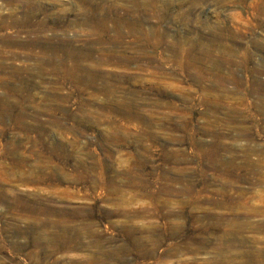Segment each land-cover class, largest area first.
Here are the masks:
<instances>
[{"label":"rangeland","instance_id":"rangeland-1","mask_svg":"<svg viewBox=\"0 0 264 264\" xmlns=\"http://www.w3.org/2000/svg\"><path fill=\"white\" fill-rule=\"evenodd\" d=\"M189 1L158 3L160 20H143L170 35L129 71L146 85L115 79L123 47L141 55L130 38L69 41L92 51L81 57L102 75L92 83L84 72L75 75L84 80L66 75L60 41L45 40L44 55L3 46L11 52L0 95L12 106L0 115V264H264V48L254 47L264 45V27L239 35L252 23L230 0ZM171 39L210 55L203 65ZM18 169L36 178L20 181ZM139 208L143 216L124 214ZM69 212L67 224L86 219L97 245L89 234L73 249L31 242L62 230L34 219L61 222ZM123 223L141 232L131 238ZM135 240L152 254L141 255Z\"/></svg>","mask_w":264,"mask_h":264},{"label":"bare ground","instance_id":"bare-ground-1","mask_svg":"<svg viewBox=\"0 0 264 264\" xmlns=\"http://www.w3.org/2000/svg\"><path fill=\"white\" fill-rule=\"evenodd\" d=\"M196 1L199 0L189 1L188 3L190 5L193 4L194 7ZM229 2L233 7L239 8L241 11L247 13L250 23H252L249 24L251 28H246L244 31H241L239 35H244V33L252 34V27L255 26L264 27V0H230ZM158 3L168 5L171 3V0H0V72L4 70V55L11 52V50L5 49L3 46L27 47L32 51V55H44L45 48L48 47L44 41L57 40L61 42L60 46L65 48L66 58L63 69H65L66 75L71 77L74 74L73 77H75V79L84 80V78L78 77L79 75L75 76L78 72H84L87 75L85 81L92 83L98 78H102V75L99 72H94L93 64L95 62H93V60L88 62L85 61L84 63H82L81 60L82 55L88 56L92 51L84 52L71 49L69 48V41L81 38L87 39L86 37H89L88 39L95 40L107 39L106 41L114 46V43L119 44L123 39L130 38L137 43L136 47L139 49L138 53L141 52V55H134V52L131 53L130 50H135L133 46L123 47L127 54L117 56L115 60L112 61V64L124 70L121 74L116 75L115 79L118 82L135 79L133 83L136 84L138 82L142 85H146L152 81L129 75V71L134 68L142 69L141 59L143 55L148 51L157 50L163 43L169 41L168 38L170 35H168V33L159 31L158 27L154 25H143L144 19L149 20L152 18L160 20V12L157 8ZM141 9H144V11L142 12ZM222 21L223 20L220 22ZM50 22H67L68 26L62 27L56 24L49 26L48 23ZM225 26H227L226 23ZM220 29L227 33H233L227 27H221ZM172 40L173 39L170 41ZM189 41H191V39L187 41L182 40L180 42L172 41L168 43V45L175 52L180 53L182 56L185 55L186 57L196 51L197 54L196 57L193 56V60L195 59L204 65L206 57L210 55V49L203 44H196L194 41ZM254 47L258 50L259 48H264V45L261 47V45L257 43ZM223 52L227 54L225 48ZM251 54L250 51H247L244 56L246 57ZM50 59L51 62H55V54H53ZM30 69L33 70V68ZM21 70L20 67L16 69L17 72ZM2 82L4 81L0 76V85L3 84ZM261 88H263V86H261ZM104 90L109 94L110 90L108 87L105 86ZM133 102L134 100L130 103ZM5 103V98L0 95V106H2L0 115H3L7 107L11 109L12 104H9V106L6 105V107ZM129 115H132V113ZM133 116L145 120L142 114L134 113ZM17 172L18 180L20 181H31L36 178L35 175L32 177L25 175L22 169H18ZM22 210H24V208H22ZM144 212V208H139L137 210L124 211V214L126 217H134L143 216ZM66 217H73L72 212L65 215V218ZM68 218L61 222H51L47 219H34L33 225L41 229L46 228L45 226L54 227L59 225L62 230L61 233H38L34 238H31V242L39 243L43 241L49 246L55 245L57 247L61 246V248L73 249L81 246V242L78 240L80 236L89 234L93 238L92 241L97 245L99 236L94 234L92 230L90 231L88 226L89 222L86 219L79 222L77 226H73L67 224ZM118 227L131 238L134 233L141 232L140 226L137 227L132 224L126 225L123 223ZM133 245L140 247L141 255L152 254L151 249L144 248L145 242L143 241L139 240L137 242V240H135ZM156 245L155 243L154 246ZM118 253V250H112L104 254H107L110 259H113L117 257ZM108 261L111 260H89L86 262L80 260L78 264H107Z\"/></svg>","mask_w":264,"mask_h":264}]
</instances>
